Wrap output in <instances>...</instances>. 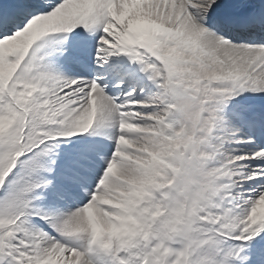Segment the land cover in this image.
<instances>
[{"label": "snow or ice", "instance_id": "snow-or-ice-1", "mask_svg": "<svg viewBox=\"0 0 264 264\" xmlns=\"http://www.w3.org/2000/svg\"><path fill=\"white\" fill-rule=\"evenodd\" d=\"M0 264H264V0H0Z\"/></svg>", "mask_w": 264, "mask_h": 264}]
</instances>
